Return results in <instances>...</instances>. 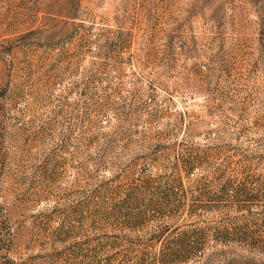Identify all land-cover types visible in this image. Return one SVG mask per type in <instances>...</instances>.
Wrapping results in <instances>:
<instances>
[{
    "label": "rangeland",
    "instance_id": "rangeland-1",
    "mask_svg": "<svg viewBox=\"0 0 264 264\" xmlns=\"http://www.w3.org/2000/svg\"><path fill=\"white\" fill-rule=\"evenodd\" d=\"M0 264H264V0H0Z\"/></svg>",
    "mask_w": 264,
    "mask_h": 264
}]
</instances>
